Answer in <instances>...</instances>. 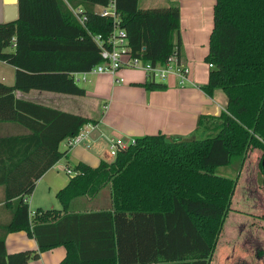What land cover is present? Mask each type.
<instances>
[{
	"label": "trees",
	"instance_id": "obj_1",
	"mask_svg": "<svg viewBox=\"0 0 264 264\" xmlns=\"http://www.w3.org/2000/svg\"><path fill=\"white\" fill-rule=\"evenodd\" d=\"M111 1L131 57L152 65L174 53L181 58L177 4L142 10L138 0H18V19L0 25V62L16 70L12 87L0 83V121L28 130L0 139V187L12 203L9 222L0 225V264H28L56 247L66 250L58 264H211L253 150L260 152L264 193V0H215L205 58L212 68L201 90L207 96L221 90L227 97L225 111L211 118L218 121V133L206 139L144 136L111 163L92 168L78 162L77 174L56 193L62 209L30 215L24 199L65 156L61 143L96 122L22 103L13 92L85 96L73 75L101 62L93 36L106 38L113 27L96 9ZM12 40L14 52H6ZM143 87L166 89L152 80ZM231 166L235 176L224 175ZM107 187L108 207L78 206L81 198H94ZM16 232L34 239L37 250L7 253L5 239Z\"/></svg>",
	"mask_w": 264,
	"mask_h": 264
},
{
	"label": "crops",
	"instance_id": "obj_2",
	"mask_svg": "<svg viewBox=\"0 0 264 264\" xmlns=\"http://www.w3.org/2000/svg\"><path fill=\"white\" fill-rule=\"evenodd\" d=\"M140 1L142 0H138V3ZM143 1L146 6H150L149 2H163L167 3V6L170 4L179 6L181 59L190 68L189 82L184 86H179L175 78L169 77L159 82L166 86L165 90L149 91L143 87L147 81L145 72L122 69L117 76L101 74L84 81L86 85L82 87L85 90L83 97L37 90L28 92L15 90L13 92L14 99L22 103L48 107L96 122V125L84 127V130L88 132L87 141H82L70 149L66 147L65 143V148L60 149V151L66 152L65 156L37 181L30 196L32 201H35L36 193L43 184L47 186L48 193L52 191L56 198L57 191L61 190L64 185L55 182L54 177H50L49 173L55 172L56 176L58 172H61L58 170V166H74L78 162L88 164L94 158V163H90L93 166L97 161L101 163L106 160L101 157L100 151L104 147H109L111 139H120L126 144L136 138L157 134H163L171 139L191 137L198 139L197 135L202 128L199 126V122L202 121L203 123L206 118H216L225 111L227 97L224 92L215 90L212 96H207L201 90V87L208 82L210 71L205 58L208 54L209 36L213 28L215 0ZM15 7H17L16 12L15 9L14 11L11 10ZM17 19L18 0H0V25L14 22ZM5 51L14 52V40L11 41V46L7 47ZM15 74L14 67L0 62V83L12 87L15 83ZM117 77L122 79V83H116ZM101 106H103L102 109ZM26 134H28V130L18 122L0 121V139ZM87 144H90L89 148ZM88 152L92 155L87 156ZM259 156L258 154L254 156L257 161ZM112 161L113 159H109L106 163ZM71 178L72 176H69V179ZM65 182L68 183L69 181L66 179ZM96 199H98V195L91 199L88 197L81 198L78 206L82 209L92 208ZM27 200L29 203V198ZM98 202L101 203V201ZM105 203L106 205L103 206L108 207V202ZM11 204L5 202L3 188L0 187L1 226L7 224L11 218ZM44 204L40 203L39 207L46 208ZM261 208L264 212V205ZM5 248L9 254L25 250H37V243L34 239L29 238L25 232H16L7 235ZM65 255L64 247H56L41 253L38 260L30 261L28 264H58Z\"/></svg>",
	"mask_w": 264,
	"mask_h": 264
},
{
	"label": "rangeland",
	"instance_id": "obj_3",
	"mask_svg": "<svg viewBox=\"0 0 264 264\" xmlns=\"http://www.w3.org/2000/svg\"><path fill=\"white\" fill-rule=\"evenodd\" d=\"M149 3L150 6H146L142 0L138 3V7L159 8L166 7L168 5L163 2ZM75 78L76 80L80 79V82H77V84L81 87L86 85V83L81 80L80 76H76ZM156 82L160 81L157 80ZM102 107L103 106H101V109ZM217 124L218 121L215 119L203 120L201 132L197 135V138L206 139L214 137L218 133ZM65 143L66 142L61 143L60 149L63 150L65 148ZM87 154V156L92 155L90 152ZM255 154L260 155V152L253 150L248 153L247 163L242 169V174L238 178L234 200L231 205L232 211L229 213V216L225 221V225L219 237L211 264H264V212L261 208L262 205H264V193L260 188L261 175L257 168L258 161L254 157ZM100 155L103 159H106L103 160L105 163L109 159H114V157L110 154L109 147H104L103 150L100 151ZM93 161H95L94 158L90 163H94ZM63 162L64 161H62V164H64ZM82 163L92 168H96L100 165L99 161H97L93 166L90 163ZM67 167L73 170L74 166L67 165ZM223 170L224 171H222V173L224 175L232 177L235 176V172H232V166L229 167L228 170ZM49 174L50 177H54L55 182L63 183L64 186H62L61 189H64L67 186L68 183L65 182L66 179L67 181L70 180L69 175L66 173L58 172L56 176L55 172H51ZM259 190L260 192L258 193ZM97 195L98 199H96L91 209H97L100 206H102L101 208L107 207L103 205H106V201L109 204L108 187L100 190ZM98 201H101V203L99 204ZM40 203H45L44 206H46V208H40ZM28 206L31 216H34L38 209L43 211L62 209L61 204L52 194V191H49L48 193V189L45 184L39 187L36 193L35 201H32L29 196Z\"/></svg>",
	"mask_w": 264,
	"mask_h": 264
},
{
	"label": "built area",
	"instance_id": "obj_4",
	"mask_svg": "<svg viewBox=\"0 0 264 264\" xmlns=\"http://www.w3.org/2000/svg\"><path fill=\"white\" fill-rule=\"evenodd\" d=\"M96 11L100 16L111 19L113 29L106 38L100 35L93 36L94 42L100 49L101 62L87 72L74 74L73 78L75 82L80 81L76 80V76H80L82 81H87L90 76L101 74L117 76L118 72L122 69L141 70L145 72L147 80L152 81H163L169 77H173L177 80L179 86H184L189 82L190 68L176 53L170 55L162 65H152L150 62H144L128 54L125 31L119 26V15L114 1H111L108 6L97 7ZM81 12V9H77L74 11V15L78 22L83 24L85 17L80 16ZM208 67L211 69L212 65L208 64ZM115 81L116 83H122V79L118 77ZM87 135L88 132L83 128L77 136L65 141L66 147L70 149L79 145L82 141H87ZM134 142L132 140L129 144H126L120 139H111L109 141L111 156L115 157L119 151L124 150ZM87 147L89 148L90 144H87ZM58 170L72 177L77 174L67 166L58 167ZM24 202L28 203V200L24 199Z\"/></svg>",
	"mask_w": 264,
	"mask_h": 264
},
{
	"label": "water",
	"instance_id": "obj_5",
	"mask_svg": "<svg viewBox=\"0 0 264 264\" xmlns=\"http://www.w3.org/2000/svg\"><path fill=\"white\" fill-rule=\"evenodd\" d=\"M14 9H15V12H16L17 11V7L11 8V10H13V11H14ZM13 19H15V18H13Z\"/></svg>",
	"mask_w": 264,
	"mask_h": 264
}]
</instances>
